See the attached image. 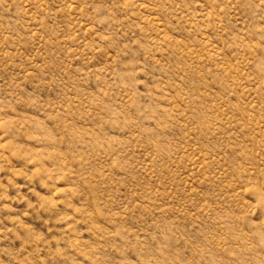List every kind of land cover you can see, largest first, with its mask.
<instances>
[{"label":"rangeland","instance_id":"374dc122","mask_svg":"<svg viewBox=\"0 0 264 264\" xmlns=\"http://www.w3.org/2000/svg\"><path fill=\"white\" fill-rule=\"evenodd\" d=\"M0 264H264V0H0Z\"/></svg>","mask_w":264,"mask_h":264}]
</instances>
